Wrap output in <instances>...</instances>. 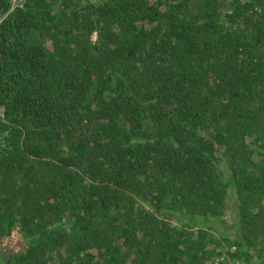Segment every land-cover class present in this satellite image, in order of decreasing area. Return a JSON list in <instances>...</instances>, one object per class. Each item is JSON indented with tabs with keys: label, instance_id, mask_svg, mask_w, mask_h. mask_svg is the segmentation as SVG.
Returning a JSON list of instances; mask_svg holds the SVG:
<instances>
[{
	"label": "trees",
	"instance_id": "16d2710c",
	"mask_svg": "<svg viewBox=\"0 0 264 264\" xmlns=\"http://www.w3.org/2000/svg\"><path fill=\"white\" fill-rule=\"evenodd\" d=\"M0 264H264V0H0Z\"/></svg>",
	"mask_w": 264,
	"mask_h": 264
},
{
	"label": "rangeland",
	"instance_id": "374dc122",
	"mask_svg": "<svg viewBox=\"0 0 264 264\" xmlns=\"http://www.w3.org/2000/svg\"><path fill=\"white\" fill-rule=\"evenodd\" d=\"M235 200L234 198H231L228 202V205H227V213H226V216H225V219L228 218V220L230 221L234 216H236V205H235Z\"/></svg>",
	"mask_w": 264,
	"mask_h": 264
}]
</instances>
